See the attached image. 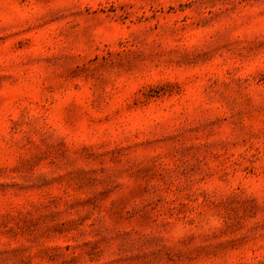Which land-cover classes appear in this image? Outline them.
Wrapping results in <instances>:
<instances>
[{
	"label": "rangeland",
	"instance_id": "1",
	"mask_svg": "<svg viewBox=\"0 0 264 264\" xmlns=\"http://www.w3.org/2000/svg\"><path fill=\"white\" fill-rule=\"evenodd\" d=\"M0 264H264V0H0Z\"/></svg>",
	"mask_w": 264,
	"mask_h": 264
}]
</instances>
